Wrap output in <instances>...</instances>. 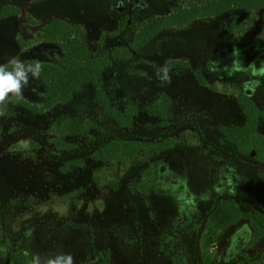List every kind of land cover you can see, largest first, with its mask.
<instances>
[{
    "label": "flooded vegetation",
    "instance_id": "flooded-vegetation-1",
    "mask_svg": "<svg viewBox=\"0 0 264 264\" xmlns=\"http://www.w3.org/2000/svg\"><path fill=\"white\" fill-rule=\"evenodd\" d=\"M67 1L88 19L28 24L33 44L2 26L19 7L0 8V64L42 65L39 79L0 116V264H29L34 256L48 264L66 254L73 264H264V42L240 43L249 22L229 12L242 10L155 30L149 20L168 16L180 1L167 0L174 4L168 12V3L161 9L150 0ZM104 13L115 16L114 27L94 49L87 23ZM53 20L81 32L91 60H83L91 69L67 100L49 90V65L71 70L73 63L72 44L65 52L44 35ZM60 106L68 116L56 123ZM95 111L93 121L76 118ZM136 164L140 171L128 179ZM118 166V185L138 179L130 190L147 202L141 210L119 185L127 222L142 218L147 226L124 230L109 203L119 189L107 169ZM77 199L97 200L82 204L85 218L65 213Z\"/></svg>",
    "mask_w": 264,
    "mask_h": 264
},
{
    "label": "rangeland",
    "instance_id": "rangeland-1",
    "mask_svg": "<svg viewBox=\"0 0 264 264\" xmlns=\"http://www.w3.org/2000/svg\"><path fill=\"white\" fill-rule=\"evenodd\" d=\"M150 1H154V2H157L158 4H160L161 9H163V7L165 6L166 3L169 4V2L167 0H150ZM11 2L15 3L19 7V13L16 16H14V18L11 19L10 21H8L7 23H5V24L3 23L2 26L4 28L8 29L12 33H15L16 31L22 33L23 35H25L27 37V39L29 41H31L32 39L35 40V37H34L35 31L28 24L35 25L38 23L41 26H43L49 20H51L53 18H61L58 16L66 17L63 19H66L68 21H74L75 20V21L85 22L88 19V15H87L85 10H83L84 12L74 11V6H71L70 2L67 0H0V8L3 7L4 5H6L7 3H11ZM41 3H43V4H41ZM34 5H37V6H35V12L36 13L29 11L30 8ZM55 6H58L59 7L58 9H62V11L60 13H50L49 11H44V8H46L47 10L54 11L53 8ZM166 6H168V5H166ZM171 6H172V4H169V8H167V12L169 11ZM173 6H174V4H173ZM153 11H154V8H153ZM157 12L162 13L163 11H157ZM229 13L232 14L229 17L235 15V17L246 18L247 21L249 22V26L247 28H243L241 31L242 37L247 38V40L245 38H243V40H242L243 42H240V43H244V41H249V42L250 41H259L261 44L264 42V9L251 13V15H249V17H247V15H245L242 11H231ZM76 17H79L81 20H76L75 19ZM96 17H98V15ZM114 17H115L114 15L108 16L104 13V14H102L100 19L94 18V19L88 20L89 23H87V28H88V31L90 33V37L88 36V39H89L91 46L94 47V49H96L94 44H95V40L97 39V37L101 33L105 34L107 30H110L114 27V22H115ZM217 17L220 18V21H221V19H223V14L218 15ZM196 21L191 23L186 28H189V29L193 28L195 26ZM83 22H82V24L84 25ZM204 23H206V22H203V24ZM216 24L220 25V22L217 21ZM85 30L87 32L86 28H85ZM170 31H173V30L168 29L165 33L170 32ZM235 39L236 38L234 37V39L231 40L232 41L231 43L233 45L239 46V43L236 42L239 40L238 39L235 40ZM30 44H33V42L31 41ZM43 56L48 57L49 53L48 52H46L45 54L43 53ZM56 57L57 58H55V59L60 58L58 55ZM59 109H61V110H59ZM63 111H64V107L60 106L58 108V111H57V117L53 119V120H55L56 123H58L59 121L63 120L65 117L68 116L67 115L68 111H67V114L62 113ZM8 113H9V110H8ZM59 115H61V116H59ZM76 118L79 121H83L85 119L93 121V118L98 119V112L95 111L93 114L83 112L81 115L76 116ZM96 123H98V122H96ZM144 156L145 155L143 154L141 157H139V160H142L144 158ZM140 166L141 165L136 164L135 166H132L131 170H129V169L127 170V174L129 175L128 179H133L137 175V173L140 171V169H139ZM119 170H120V173H119ZM107 171H114V178L111 181L112 187H116L119 189V185L121 187L124 185L123 183H120L118 185V178L121 174H123L124 169H121L118 166V167H115L114 169L108 168ZM137 180L138 179L131 181L130 183L127 182V184H125L123 187L126 189V191H127V189L130 191L129 193H131V197L139 199V196L134 191L130 190L131 188L136 186ZM0 182H2V181H0ZM105 187H107V185ZM121 190H122V188H121ZM0 193H1V191H0ZM104 194H105V199L110 197V195L108 194L107 191H105ZM125 200H126V198H125L123 192H121L119 189L118 191H116L115 195L112 196L111 200L109 201L110 204L115 205V207H116V209L114 210L115 215H118L120 217L119 220L121 222V225L125 226L124 230L128 229V228H132L134 225H136V226L137 225L147 226L148 225L147 221L143 220L142 218H141L142 221L139 218H135V219L133 218L132 222H127V217L130 215H129L128 211L125 209V207H127V202ZM83 203L87 204V205L96 204L97 200H93V201H90L89 199L86 201L85 200L82 201L80 199L71 200L70 204L67 206V209L72 210V212L67 211V209H66L65 213H67V215L71 216V217H72V215L77 214L78 217L80 216L81 218L82 217L85 218V212H82V204ZM50 204H53V202L51 201V202L43 203V206L41 207V209L42 210L48 209ZM146 204H147L146 200L141 199V198L139 199V205L138 206L140 208L142 207L141 210H145L144 207H146ZM56 205H60V203L56 202ZM59 207H56V208H58L61 211L59 213L62 214L63 210ZM135 207L136 206H134V207L130 206V208H129V206H128L129 209L128 208L127 209L129 211H132V209ZM62 208L65 209V207H62ZM109 208L110 207L108 206V208H106V211H108ZM35 209H37V207H34V210ZM79 209H80V212H77ZM85 210H86V208L84 209V211ZM65 213H63V214H65ZM69 213H71V214H69ZM53 215H54V217H58L54 213H53ZM118 216H115V217H118ZM108 234H109L108 230H106V235H108Z\"/></svg>",
    "mask_w": 264,
    "mask_h": 264
},
{
    "label": "trees",
    "instance_id": "trees-1",
    "mask_svg": "<svg viewBox=\"0 0 264 264\" xmlns=\"http://www.w3.org/2000/svg\"><path fill=\"white\" fill-rule=\"evenodd\" d=\"M178 1H180V4L176 5L168 16L151 18L149 20L150 26L155 30L167 26L181 27L198 17L218 15L229 10H242L251 13L264 8V0ZM44 32L47 39L56 40L58 46L65 50V52H67L68 45H73V63L71 70L66 63H63L61 66L56 64L55 66L49 65L50 74L48 76L51 80V83L49 84L50 95L56 100H67L69 97V90L82 78L84 75L83 71L91 69V67L84 66L85 62L91 61L87 59L88 55L85 49L86 43L83 41L81 32L78 31L76 27L73 26L71 28L62 20L51 21L45 26ZM71 35H73L72 38ZM68 59L69 58L65 60L64 58L65 62ZM84 59L87 61L84 62ZM98 67L100 68L99 65ZM252 135H254V131H250L249 134L247 132L248 137ZM128 156L129 155H126V157Z\"/></svg>",
    "mask_w": 264,
    "mask_h": 264
},
{
    "label": "clouds",
    "instance_id": "clouds-1",
    "mask_svg": "<svg viewBox=\"0 0 264 264\" xmlns=\"http://www.w3.org/2000/svg\"><path fill=\"white\" fill-rule=\"evenodd\" d=\"M9 63L11 68L0 64V116L5 114L11 99H19L23 96L24 89L28 87L30 80L39 79L42 70V65L38 61L34 64H25L22 60L12 59ZM163 79L170 82L167 73ZM29 264H39L38 258L34 256ZM48 264H73V258L70 254L60 255L54 260H49Z\"/></svg>",
    "mask_w": 264,
    "mask_h": 264
}]
</instances>
